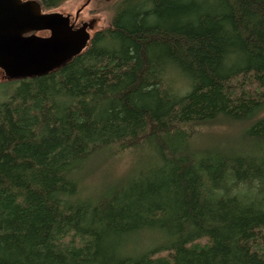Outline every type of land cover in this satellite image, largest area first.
I'll use <instances>...</instances> for the list:
<instances>
[{
	"label": "trees",
	"instance_id": "obj_1",
	"mask_svg": "<svg viewBox=\"0 0 264 264\" xmlns=\"http://www.w3.org/2000/svg\"><path fill=\"white\" fill-rule=\"evenodd\" d=\"M0 94V264H264V0H116Z\"/></svg>",
	"mask_w": 264,
	"mask_h": 264
},
{
	"label": "water",
	"instance_id": "obj_2",
	"mask_svg": "<svg viewBox=\"0 0 264 264\" xmlns=\"http://www.w3.org/2000/svg\"><path fill=\"white\" fill-rule=\"evenodd\" d=\"M69 22L60 13H44L35 0H0V69L7 80L46 76L82 54L92 40L89 26L73 32Z\"/></svg>",
	"mask_w": 264,
	"mask_h": 264
},
{
	"label": "rangeland",
	"instance_id": "obj_3",
	"mask_svg": "<svg viewBox=\"0 0 264 264\" xmlns=\"http://www.w3.org/2000/svg\"><path fill=\"white\" fill-rule=\"evenodd\" d=\"M27 1V0H24ZM116 0H67L61 7L56 10L44 12V13H60L64 16L70 15L72 20L75 21L76 17L78 16L77 23L80 25L82 22L85 23H93L94 26L92 28L89 27L88 32L90 33L91 37L95 35L96 32L106 29L110 26L112 16H113V6L115 5ZM78 25V26H79ZM5 75L0 69V83L5 81ZM1 95V94H0ZM3 96L0 97V102H3ZM232 126L222 125L211 130H208L209 134L211 135H227L230 141L236 142V132ZM210 143L215 142V138L209 139ZM99 165L96 164L93 169H96L97 172ZM127 163H117L114 164V172L116 175L124 172L126 169ZM98 176L92 177L88 180L89 184H92L98 181ZM167 241L164 235L153 233V234H142L137 236L134 239V247L132 252L141 253L142 250H146L148 248L159 246Z\"/></svg>",
	"mask_w": 264,
	"mask_h": 264
},
{
	"label": "flooded vegetation",
	"instance_id": "obj_4",
	"mask_svg": "<svg viewBox=\"0 0 264 264\" xmlns=\"http://www.w3.org/2000/svg\"><path fill=\"white\" fill-rule=\"evenodd\" d=\"M67 17L70 18V22H69V26H70V30H72L73 32L76 31V30H79L80 28H82L84 25H88L90 28H92V26H94L93 23H85V22H82L80 25L77 23L78 21V16L76 17L75 21L72 20V17L70 15H68ZM79 25V26H78ZM88 27V29H89ZM99 32V31H98ZM97 33V32H96ZM95 33V34H96ZM38 36L40 37H49L50 36V33L49 32H40V33H37ZM2 70V69H1ZM2 72L4 73L5 75V78L7 79V76L5 74V72L2 70Z\"/></svg>",
	"mask_w": 264,
	"mask_h": 264
}]
</instances>
